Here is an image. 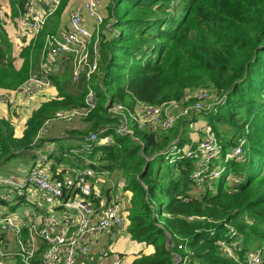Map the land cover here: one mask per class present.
Listing matches in <instances>:
<instances>
[{
	"label": "trees",
	"instance_id": "16d2710c",
	"mask_svg": "<svg viewBox=\"0 0 264 264\" xmlns=\"http://www.w3.org/2000/svg\"><path fill=\"white\" fill-rule=\"evenodd\" d=\"M113 4L116 34L111 40L103 38L100 75L92 81L98 104L74 134L98 133L106 127L107 134L114 133L118 120L107 113L108 98L128 106L159 105L180 99L187 89L206 87L222 99L205 113L207 124L217 134L227 126L224 133L247 141L245 155L226 165L215 190L206 188L200 194L201 187L192 180L195 161L183 153L188 144L194 149L198 140L184 136L185 123L159 136L139 128L134 129L135 139L114 133L115 143L100 147L107 168L124 173L125 190L132 193L127 235L155 249L131 264H175V255L183 256L178 249L182 241L191 264H249L251 246L264 243V0ZM11 50L10 42L0 43L2 89L21 86L30 72L32 47H22L20 70ZM63 69L55 79L57 97L32 114L21 136L11 121L0 119V164L32 149L39 129L56 111L84 105L86 84L76 89L69 64ZM175 147L180 154L174 155ZM220 239L238 245L237 261L223 253L217 245Z\"/></svg>",
	"mask_w": 264,
	"mask_h": 264
},
{
	"label": "built area",
	"instance_id": "2783aa9c",
	"mask_svg": "<svg viewBox=\"0 0 264 264\" xmlns=\"http://www.w3.org/2000/svg\"><path fill=\"white\" fill-rule=\"evenodd\" d=\"M64 1L22 0L17 18L19 39L32 49L43 41L42 52L37 66L31 52L30 73L21 86L12 91L0 90V104L19 114L22 104L55 88V79L67 63L73 85L86 84L84 105L58 110L43 123L30 149L33 158L24 176L0 175V264H124V256L112 252L111 247L94 251L96 241L105 234L116 240L127 230L132 199L123 180L111 187L112 171L100 147L114 144V133L135 139L128 116L137 128L152 134L169 132L184 123L194 130L198 118L212 109L208 102L222 100L214 88L206 87L187 89L180 99L159 105L135 102L128 106L108 98L107 113L118 120L114 133L107 134L110 127H106L98 133L72 135L79 129L75 123L86 120L98 104L92 81L100 75L103 37L99 26L107 17L104 0H82L73 7L66 28L43 36ZM59 125L72 126L73 130L66 128L53 136ZM229 141L233 147L224 155L226 165L245 155L247 143L244 137ZM174 150V155L181 153L176 147ZM224 150L207 123L201 128L195 148L183 149L185 156L195 161L192 180L198 186L215 190L214 181L221 178L226 166L216 167L213 162ZM114 188L118 189L116 193ZM22 204L27 210L20 212ZM231 232L236 234L233 228ZM217 245L229 258L239 259L235 242L220 239ZM178 249L183 256L176 254L174 263L191 264L186 242L182 241ZM248 262L263 264L264 243Z\"/></svg>",
	"mask_w": 264,
	"mask_h": 264
},
{
	"label": "rangeland",
	"instance_id": "374dc122",
	"mask_svg": "<svg viewBox=\"0 0 264 264\" xmlns=\"http://www.w3.org/2000/svg\"><path fill=\"white\" fill-rule=\"evenodd\" d=\"M80 1H82V0H65L63 2L64 5L62 4L61 10H60V11H62V8H65L64 11H63V13L62 12H59V14L57 16H53L51 18V22L52 23L50 22V25H48L47 28L43 31V36H45L46 32H48V31H51L52 32L53 29L57 31L58 28H60L61 26L66 25V23L68 22L69 12L71 11L72 6L75 5L76 3L80 2ZM8 2H9L8 0H0V9H3V7H2V4L3 3L5 5H8ZM65 3H67V4L65 5ZM113 5H114L113 4V0H104L103 1V12H104L105 16L107 17V20L109 21V25L108 26H105L104 25L105 23H104L103 25L99 26V32L100 31L102 32V34H100V37L101 38L103 37L106 40L113 39L115 37V34H116V29H113L114 20L111 19V15H110V14H112ZM57 17H58V19H57ZM53 19H54V21H55V19H57L55 25L53 24ZM7 24H8V26L5 29V32L3 34V35H5L4 36V41L7 40L6 42H10L11 43V47H12L11 53H12V56L15 59H17V62H18V57H19L20 50H21L22 47H25V46L23 45V43L19 39V36H18V25L16 23L15 18L13 19L12 17L9 16V21H8ZM104 39H103V41H104ZM103 41H102V43H103ZM41 43H43V41H41ZM14 64L17 65V69L18 70H20L22 68V66H23V64H21V60L18 63H14ZM30 68H31V66H30ZM74 86H75L76 89H77V87H79V85H74ZM17 88H15V89H17ZM15 89H7V90L12 91V90H15ZM57 95H58V93L57 94H54L53 95V98L57 97ZM216 103H217V101H215V99H213V100L211 99L208 102L207 106H209V105L211 106L212 105L213 107H215ZM25 109H28L29 111H27V112H25L23 114L20 112V117H19L20 118V121L18 122V125H20V122L22 124L23 118H26L30 114V111H31L30 108L27 107ZM15 116L18 117V114H15ZM201 117L203 119L202 121L204 123H207V115L204 114ZM30 118L31 117H29V119ZM29 119H27V121ZM27 121L23 124V126L27 123ZM79 122L81 123V121H79ZM79 122H78L77 126L79 127V129H81L83 127V123H81V125H82V127H81ZM198 122L199 121L196 122V128L194 130H190L188 128V125L185 124L184 136L188 137L189 136V133L195 132V131L197 132L198 130H200L203 126H200V124H198ZM240 123L242 124V121ZM128 125H129V128H131L133 130L137 128L136 124L132 121V119H131L130 116H128ZM179 126H181V125H179ZM66 128H70V129L73 130V127L72 126L59 125L56 128V131L54 132L53 136H57L60 133V131H62L63 129H66ZM221 130H222L221 131L222 132L221 134H217L216 132L215 133L217 134L219 141L222 142L223 146L225 147V150H224V152L217 159L214 160L213 165L216 166V167L223 168V167L226 166L224 155H225L226 152L231 151V149L233 147V145L229 142V138H232V137H235V136H233L232 133H228L229 135H227V132L224 133V130H228V127L227 126L221 127ZM144 131H147V130L144 129ZM161 133H165V132L159 131V132H156L155 135L156 136H159ZM71 134L74 135V132H71ZM198 137L200 138V135L199 134H198ZM199 138H196L194 140H198ZM60 144H63V143H59V145ZM183 149L185 151L188 150L189 149V144L187 146H185ZM30 152H31L30 150L18 152L16 154V156L13 157L12 159L2 162L0 164V175L1 176H8V175H10L12 173L17 172L18 170H20L22 168H28V167H30V164H31L30 163V155H31ZM166 168H167L166 167V164L163 165L162 172H164L166 170ZM21 176H24L23 173H22ZM111 179L114 181V184L115 185L117 184L118 181H122V180L123 181H127L126 177H124V173H122L121 171H118V170L112 171V177L110 176V180ZM218 183H219V180L214 181V184L213 185L216 186ZM230 185L231 186L234 185V179L233 178L230 179ZM111 187L113 188L112 185H111ZM204 189H206V187H201L197 191V194L203 193ZM117 190H118L117 188H114L113 189V193H116ZM26 210H27L26 204H22V205L19 206L18 211L22 212V211H26ZM161 220H162L163 223H165V221H166V215H163V217H161ZM113 244H115V241H114ZM261 246H262V244L260 245L259 242L254 243L251 246L249 252L255 253L256 251H258L261 248ZM111 250L114 253L122 254V253L116 251L114 247H111ZM252 253H250V254L252 255Z\"/></svg>",
	"mask_w": 264,
	"mask_h": 264
},
{
	"label": "crops",
	"instance_id": "0c3cea01",
	"mask_svg": "<svg viewBox=\"0 0 264 264\" xmlns=\"http://www.w3.org/2000/svg\"><path fill=\"white\" fill-rule=\"evenodd\" d=\"M8 1H9L8 5H5L3 3L2 4L3 9H0V17L2 18V15H3L4 17L2 19L5 20V24L3 26L0 24V27H1L0 43H3L5 41H7V40L4 41V36L5 35H3V34L5 32V29L8 26L7 23L9 21V16L12 17L13 19L15 18L16 23H17V18L19 16L18 7L22 3V0H8ZM78 3H76L75 5H77ZM75 5L72 6V9H73V7ZM72 9H71V11H72ZM60 10H61V8H60ZM71 11L69 12L68 22H69ZM57 14L55 16H57ZM57 19H58V17H57ZM57 19H55V21L53 19V24L54 25L56 24V20ZM50 22H51V20H50ZM68 22L66 23V25L61 26L60 28H58L57 31L53 29L52 33L56 34L59 31H61L62 29L66 28L67 25H68ZM42 47H43V43H41V41H40V42H38V44H37V46L35 48V49H37V48L39 49L38 53L37 54L34 53L36 50L32 49V52H33V55H34L35 66L38 65V62H39V59H40V55H41V52H42ZM21 50H22V48H21ZM20 60L21 59L18 58V62ZM21 63H23L22 60H21ZM30 63H31V60H30ZM0 90H7V89L0 88ZM57 93H58V90L55 87L53 90H50L48 92H45L44 94H41V95L37 96L36 98L32 99L28 103L22 104V106L19 108V111L22 114L27 112V111H29L28 109H25L27 107L30 108L31 111H30V114L26 118H23V122H22V124L20 122V125H18V122L20 121V118H19L20 117V113L18 114V117H16L15 116V110L13 108L7 107V106L1 105V104H0V119H2V120L6 119V120L11 121L13 123V125L16 127V134L18 136H21L22 133H23V128L25 126V125L23 126V124L27 121V119H29V117L32 116V113L37 111L42 106V104H44L45 102H48V101L52 100L53 95L57 94ZM202 120H203L202 117L198 118V121H199L198 124H200V126H204L206 124ZM78 122L75 123L76 126H77ZM81 123H80V126L82 127ZM198 134L201 136V129L198 130L197 132L195 131V132L189 133V137L192 138V139H196V138H199ZM66 145H70V144H66ZM30 151H31L30 152L31 153V155H30V163H31L32 162V158H33V152H32V150H30ZM28 168H22V169L18 170L17 172L12 173V174H10L8 176H10V177L11 176L19 177V176L22 175L23 171L27 170ZM112 181L113 180H111V185L114 184V181L113 182ZM126 231L124 233H122L119 237H117L116 240H111V236L109 234H105L103 237H101L99 239L98 242L96 241V244L94 246V251L98 252L101 248L114 247L116 251L122 253V255L124 256V259H125L124 264H131L141 254L150 255V254H153L155 252V249H154L153 246H145L143 244H139L138 242L131 240V238L127 235ZM114 241H115V244H113Z\"/></svg>",
	"mask_w": 264,
	"mask_h": 264
}]
</instances>
